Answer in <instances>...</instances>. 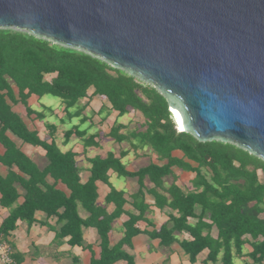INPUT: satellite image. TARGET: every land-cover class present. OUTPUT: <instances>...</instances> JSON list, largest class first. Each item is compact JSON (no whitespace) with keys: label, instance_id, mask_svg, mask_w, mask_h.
Wrapping results in <instances>:
<instances>
[{"label":"trees","instance_id":"16d2710c","mask_svg":"<svg viewBox=\"0 0 264 264\" xmlns=\"http://www.w3.org/2000/svg\"><path fill=\"white\" fill-rule=\"evenodd\" d=\"M47 74L56 76L49 81ZM91 88L94 92L89 95ZM31 94L61 98L70 117L84 115L93 96L108 99L111 110L118 111L120 116L131 111L138 113L144 123L133 131L123 132L128 126L116 122L111 136L118 142L128 140L136 148L148 146L166 163L152 162L138 171H129L122 159L111 153L106 158H90L91 175L82 182L77 153L64 152L55 139L51 143L42 139L39 131L30 130L14 110V106L22 102L29 115L35 113L45 119L44 112L29 105ZM82 119L85 123L89 118L83 116ZM0 123V141L6 147L0 162L10 168L8 176L0 174L1 204L10 208L0 233L10 234L19 220L36 221V212L42 210L49 217L58 216L57 241L71 236V244L83 245L84 228L98 229L102 253L100 258H93L91 264H114L122 259L137 264L134 256L125 251V246L132 247L133 238L141 233L137 224L144 218L143 214L130 212L124 238L111 245L109 233L114 221L125 213L128 200L125 191L112 187L107 203L114 202L116 209L109 213L98 204L97 182L109 183V171L113 169L122 176L138 177L140 181L149 178L156 186L163 187V178L177 166L196 172L195 188L186 191L173 183L167 189L168 196L156 195L159 205H169L178 215H171L159 230L152 231L151 238H159L163 245L171 246L179 241L176 232L188 231L193 239L183 240L181 246L193 263L200 253L209 249L206 264L219 260L222 264H237L236 258L242 257H247L246 264H264V159L231 142L200 141L190 132L179 131L167 98L156 87L126 70L113 67L86 51L28 31L0 28ZM9 131L25 143L42 146L47 151V165L40 168L9 137ZM74 134L84 139L85 146L97 143L87 138L88 130L80 128L67 131L66 141ZM177 150L184 156H174ZM14 167L29 177L15 172ZM49 175L56 183H65L70 193L57 189L56 184H48ZM18 184L25 190L22 204H18ZM142 187L135 202L143 200ZM80 206L89 212L86 218L81 216ZM190 217L197 218V222L190 223ZM214 228L218 230L217 237L212 235ZM204 232L207 233L204 235ZM247 244L251 250L246 249ZM14 258L12 264H20L21 259Z\"/></svg>","mask_w":264,"mask_h":264},{"label":"water","instance_id":"95a60500","mask_svg":"<svg viewBox=\"0 0 264 264\" xmlns=\"http://www.w3.org/2000/svg\"><path fill=\"white\" fill-rule=\"evenodd\" d=\"M0 28L102 58L156 87L200 141L264 159V0H0Z\"/></svg>","mask_w":264,"mask_h":264},{"label":"crops","instance_id":"0c3cea01","mask_svg":"<svg viewBox=\"0 0 264 264\" xmlns=\"http://www.w3.org/2000/svg\"><path fill=\"white\" fill-rule=\"evenodd\" d=\"M56 74H47L46 80H53ZM18 94V90H16ZM94 88H91L89 95H92ZM45 95L40 97L36 94H31L28 100L29 105L45 114V119H40L37 114L29 115L27 107L20 102L14 106L30 130H38L42 139L51 143L54 139L64 152L72 150L77 153L76 159L78 166L81 167L82 182H86L91 175L90 158L102 157L106 158L111 153L116 157L122 159L129 171H138L140 168L135 167L140 160H149L145 166L150 163L164 164L166 161H160L157 154L152 148L142 145L138 148L133 147L130 141L118 142L111 136L112 127L116 122H120L128 129L125 131H133L137 125L144 123V119L140 118L138 113L134 111L120 116L118 111L111 110V104L108 99L100 96H93L89 107L82 116L70 117L66 111V105L63 101L51 102ZM45 97V101L43 98ZM88 117L87 122H83L82 117ZM96 118H99L96 121ZM105 118V120H103ZM124 120H121V119ZM53 125V127H51ZM0 123V128H1ZM88 130L87 138L91 141L97 142L85 146V141L77 134H74L66 141L65 134L67 131L76 129ZM180 130V129H179ZM18 146L31 157L40 168H44L48 163L47 151L42 146H36L30 143H25L22 139L15 136L11 131L8 132ZM96 135L95 138H91ZM6 152L5 145L0 141V155ZM174 156L183 157L182 151H174ZM193 166H197L192 162ZM143 166V167H145ZM10 168L0 162V174L8 176ZM14 171L21 174L23 177L28 178L27 174L21 172L18 167H14ZM197 174L194 171L183 170L177 166L173 167V172L163 178V187H158L149 178L140 181L138 177L122 176L115 170L109 171V183L105 181H98V204L107 208L109 213L116 209L114 202L107 203V196L112 191V187L125 191V197L128 202L125 206V213L117 218L113 223V228L109 233L111 245L118 244L126 234L125 222L129 219V213L139 215L143 214L137 226L141 229V233L133 238V246H125V251L133 255L137 264H206L205 260L208 256L209 249H205L199 254L197 261L192 262L190 256L184 251L181 246L183 240H192L193 236L190 232L183 233L176 232L179 241L171 246H166L161 243L159 238H151L150 233L154 230H159L162 225L170 220L171 215H178V211L174 210L169 205L164 207L157 203L156 195H169L167 189L173 183L181 186L186 191L193 190L194 180ZM48 184H56V188L70 193L68 186L56 180L52 176L47 177ZM144 185V188L142 187ZM142 190L143 200L136 201L137 193ZM20 197L18 204L25 201V190L18 184ZM2 193L0 192V227L4 220L10 214V208L4 207L1 204ZM170 201V199H169ZM140 208V209H139ZM80 214L83 218L89 215V212L83 206L79 208ZM209 221V220H207ZM189 222L195 224L197 218L190 217ZM58 225V216H48L45 211L39 210L36 212V221L29 223L25 220H19L17 228L5 235L0 233L5 239L8 240L13 249V259L17 257L21 259L20 264H91L93 258H100L102 253L101 237L98 229L95 227L84 228L85 244L73 245L69 242L71 236H67L62 240L57 241V231L55 226ZM207 232H204L205 235ZM212 235L218 236L217 228H214ZM247 250H251L250 245H246ZM222 256V254H221ZM247 257H242L246 259ZM239 259V258H236ZM237 261V260H236ZM15 263V260L13 261ZM114 264H129L127 260H119ZM207 264H222V261L213 263L208 261Z\"/></svg>","mask_w":264,"mask_h":264},{"label":"built area","instance_id":"2783aa9c","mask_svg":"<svg viewBox=\"0 0 264 264\" xmlns=\"http://www.w3.org/2000/svg\"><path fill=\"white\" fill-rule=\"evenodd\" d=\"M13 249L7 239L0 235V264L13 263Z\"/></svg>","mask_w":264,"mask_h":264},{"label":"rangeland","instance_id":"374dc122","mask_svg":"<svg viewBox=\"0 0 264 264\" xmlns=\"http://www.w3.org/2000/svg\"><path fill=\"white\" fill-rule=\"evenodd\" d=\"M14 29H17V28H14ZM20 30H22V29H20ZM24 31H26V30H24ZM48 99L51 102L63 101L61 98L53 96V95L48 96ZM43 100L45 101V97L43 98ZM98 119L99 118H96V121H98ZM121 120H124V119L122 118ZM147 163H149V160H140L138 162V164L135 165V167L140 168V167L145 166ZM260 173H262V172H260ZM236 260H237L236 261L237 264H246V259L239 258V259H236Z\"/></svg>","mask_w":264,"mask_h":264},{"label":"bare ground","instance_id":"6f19581e","mask_svg":"<svg viewBox=\"0 0 264 264\" xmlns=\"http://www.w3.org/2000/svg\"><path fill=\"white\" fill-rule=\"evenodd\" d=\"M172 112L177 116L178 120H179V129L180 131H185V127H184V123L182 122L179 114L177 113L176 109H173ZM140 209V208H139ZM239 243V242H238ZM130 258V257H129ZM128 258V259H129Z\"/></svg>","mask_w":264,"mask_h":264},{"label":"clouds","instance_id":"9594fccd","mask_svg":"<svg viewBox=\"0 0 264 264\" xmlns=\"http://www.w3.org/2000/svg\"><path fill=\"white\" fill-rule=\"evenodd\" d=\"M171 109V108H170ZM172 111V110H171ZM172 114H173V112H172ZM180 131V130H179Z\"/></svg>","mask_w":264,"mask_h":264}]
</instances>
